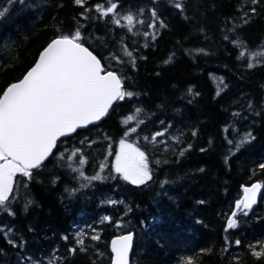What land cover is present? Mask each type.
Here are the masks:
<instances>
[{
  "label": "trees",
  "instance_id": "1",
  "mask_svg": "<svg viewBox=\"0 0 264 264\" xmlns=\"http://www.w3.org/2000/svg\"><path fill=\"white\" fill-rule=\"evenodd\" d=\"M179 2L0 0V95L51 39L77 30L133 93L61 138L30 180L17 174L14 215L0 209V226L24 244L0 232V264H111L110 239L126 231L130 264H264V0ZM111 3L113 14L96 11ZM129 13L132 31L113 22ZM121 139L145 152L142 185L112 167ZM254 182L263 191L243 215L236 202Z\"/></svg>",
  "mask_w": 264,
  "mask_h": 264
},
{
  "label": "snow or ice",
  "instance_id": "2",
  "mask_svg": "<svg viewBox=\"0 0 264 264\" xmlns=\"http://www.w3.org/2000/svg\"><path fill=\"white\" fill-rule=\"evenodd\" d=\"M251 2L256 4L257 0ZM75 3L82 6L84 0H75ZM175 7L182 8L179 0ZM116 9V3H111L106 9L101 5L96 6V11L101 16L113 14ZM2 15L4 13L0 12V16ZM151 15L155 21L156 11L152 10ZM121 19L126 21L129 31H132L131 26L136 19L133 14H126L121 18L114 16L113 22L120 25ZM155 26V23L149 24L150 28ZM160 26H163L162 22ZM127 55L131 56V53ZM240 55L243 56L244 53ZM248 67H253V64L249 62ZM132 95L133 93L123 88L122 78L115 72L102 68L101 61L83 46L79 30L71 37L53 39L23 79L13 83L0 95V209L14 215L10 210V197L15 198L13 193L14 185L19 183L16 179L18 173L30 180L32 170L42 166L60 137L100 120L115 101ZM131 131L134 132L135 129ZM163 134L157 132L152 136V141L155 142ZM127 135L125 133L126 137ZM79 163L84 164V158H80ZM100 167L103 169L106 164L102 163ZM112 167L125 181L134 185H142L151 179L145 152L126 139L119 141ZM260 167L264 169V164ZM80 175L83 176V172ZM91 179H100L99 173ZM260 189L261 185L257 183L245 187L243 199L236 202V209L247 215L244 210L251 209L257 202ZM235 217L237 211L231 213L227 229L237 226ZM103 219L110 220L107 216ZM0 232L5 235L8 244L23 247V240L17 245L12 239L10 227L0 226ZM92 239L96 240L98 237L93 235ZM131 242V234L112 240V264H128ZM77 243L82 245L83 240H78ZM254 255L260 256L261 253L255 252Z\"/></svg>",
  "mask_w": 264,
  "mask_h": 264
},
{
  "label": "water",
  "instance_id": "3",
  "mask_svg": "<svg viewBox=\"0 0 264 264\" xmlns=\"http://www.w3.org/2000/svg\"><path fill=\"white\" fill-rule=\"evenodd\" d=\"M58 38H60V37H58ZM55 39H57V38H55ZM52 40H53V39H52ZM52 40H51V41H52ZM51 41H50V42H51ZM50 42H49V43H50ZM49 43H48V44H49ZM48 44H47V45H48ZM47 45H46L44 48H46ZM83 46H84V47H87V46L84 45V44H83ZM44 48L41 50V52L44 50ZM87 48H88V47H87ZM88 49H89V48H88ZM89 51H91V52L93 53V55H95V56L97 57V59L100 60V59L98 58V56H97L92 50L89 49ZM41 52L39 53L38 58H37V60L35 61V63L32 65V67H34L35 64L38 62V60H39V56H40ZM100 61H101V60H100ZM101 65H102V63H101ZM32 67H31V68H32ZM31 68L28 69V71H30ZM102 68H103V65H102ZM28 71H27V72H28ZM27 72H26L24 75H26ZM102 74H103V73H102ZM24 75H23V76H24ZM23 76H22L19 80L23 79ZM19 80L15 81V82H12L11 84H9V85L7 86V88L10 87L13 83L18 82ZM7 88H6V89H7ZM6 89H5V90H6ZM5 90H4V91H5ZM115 102H116V101H115ZM115 102H114V103H115ZM114 103L112 104V106L114 105ZM112 106H111V107H112ZM111 107L109 108V110L111 109ZM109 110H108V112H109ZM108 112L106 113V115L108 114ZM106 115H105L104 117H102V118H101L100 120H98V121H94V122H92V123H90V124H88V125H86V126L78 127L74 132L66 133L65 136L73 135L77 130H79V129H84L85 127H87V126H89V125H93V124H98V123H100L101 120L104 119V118L106 117ZM60 138H61V137H60ZM60 138H59V139H60ZM59 139H58V140H59ZM55 149H56V146L53 148V152L55 151ZM53 152H52V154H53ZM52 154H50V155L45 159V161H46V160H47ZM45 161H44V162H45ZM44 162H43V163H44ZM43 163H42V164H43ZM255 183L260 184V183H258V182H255ZM253 184H254V183H253ZM251 185H252V184H251ZM251 185H249V186H247V187H251ZM260 185H261V184H260ZM261 192H262V187H261L260 191L257 193V201H258V198H259ZM256 203H257V202H256ZM256 203H255V204H256ZM255 204H254L253 206H255ZM253 206H252V207H253ZM127 234H131V235H132L131 247H130V249H129V254H128V264H130L131 253H132V250H133V244H134V239H135V233H134V231H128V232H124V233H121V234H116V235H114V236L110 239L109 247H110V251H111V242H112V240L117 239L118 237H121V236H124V235H127ZM111 254H112V258H111V264H112V259H113V256H114V254L112 253V251H111Z\"/></svg>",
  "mask_w": 264,
  "mask_h": 264
},
{
  "label": "bare ground",
  "instance_id": "4",
  "mask_svg": "<svg viewBox=\"0 0 264 264\" xmlns=\"http://www.w3.org/2000/svg\"><path fill=\"white\" fill-rule=\"evenodd\" d=\"M114 205V204H113ZM257 205V204H256ZM131 261V260H130Z\"/></svg>",
  "mask_w": 264,
  "mask_h": 264
}]
</instances>
